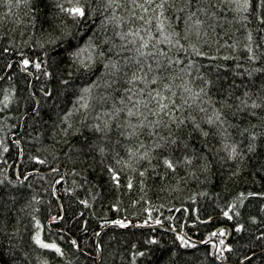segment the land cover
<instances>
[{"label": "trees", "instance_id": "obj_1", "mask_svg": "<svg viewBox=\"0 0 264 264\" xmlns=\"http://www.w3.org/2000/svg\"><path fill=\"white\" fill-rule=\"evenodd\" d=\"M0 264H264V0H0Z\"/></svg>", "mask_w": 264, "mask_h": 264}, {"label": "snow or ice", "instance_id": "obj_2", "mask_svg": "<svg viewBox=\"0 0 264 264\" xmlns=\"http://www.w3.org/2000/svg\"><path fill=\"white\" fill-rule=\"evenodd\" d=\"M162 6V5H161ZM75 12L76 13H79L80 15H83V12L80 10V9H75ZM192 15H195V13H193ZM191 18V17H190ZM142 19V18H141ZM160 32L161 33H163V22H161V26H160ZM135 35H139V32H136V33H134ZM165 39H168V37L166 36L165 37ZM142 46H146V45H142ZM25 63H27V62H25ZM115 67V66H114ZM153 83H155V81H153ZM149 95H151V93H149ZM158 97H160V94L159 93H157V95L156 96H154V97H152V99H154V100H157V103L159 104L160 103V101H159V99H157ZM160 107L161 108H163V107H166V105H163V104H160ZM169 167H171L172 165L171 164H169L168 165ZM123 226V225H122ZM37 243H40V241L39 240H37ZM42 247H45V248H47V247H50V245H47V244H42L41 245ZM51 247H54V246H51ZM57 251H59V249H56Z\"/></svg>", "mask_w": 264, "mask_h": 264}, {"label": "water", "instance_id": "obj_3", "mask_svg": "<svg viewBox=\"0 0 264 264\" xmlns=\"http://www.w3.org/2000/svg\"><path fill=\"white\" fill-rule=\"evenodd\" d=\"M108 227H105L104 229H102L99 234L97 235V238L99 237V235L103 232V230L107 229ZM244 261H242L241 263H243Z\"/></svg>", "mask_w": 264, "mask_h": 264}]
</instances>
